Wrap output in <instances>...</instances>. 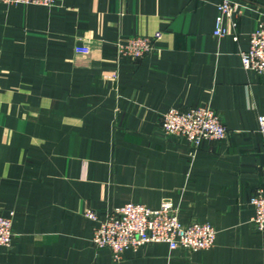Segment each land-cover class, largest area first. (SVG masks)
I'll use <instances>...</instances> for the list:
<instances>
[{
	"label": "crops",
	"instance_id": "1",
	"mask_svg": "<svg viewBox=\"0 0 264 264\" xmlns=\"http://www.w3.org/2000/svg\"><path fill=\"white\" fill-rule=\"evenodd\" d=\"M222 0L0 1V212H13L1 264H264L252 196L264 187V73L241 51L264 21V0L214 34ZM162 36L140 58L117 52L136 34ZM78 44L91 53L76 52ZM211 104L228 128L197 150L166 134L162 115ZM170 199L183 223L209 222L213 247L165 242L114 263L96 222L127 202Z\"/></svg>",
	"mask_w": 264,
	"mask_h": 264
},
{
	"label": "built area",
	"instance_id": "2",
	"mask_svg": "<svg viewBox=\"0 0 264 264\" xmlns=\"http://www.w3.org/2000/svg\"><path fill=\"white\" fill-rule=\"evenodd\" d=\"M6 4H42L53 5L60 0H0ZM243 5L235 0H222L218 6V15L214 34L218 37L227 34L226 21L235 26V16L242 11ZM161 31L150 35L136 34L127 42L118 43L119 54L140 58L150 52ZM76 52L91 53V46L78 44ZM243 67L264 73V21L259 22L250 35V45L241 51ZM260 130L264 132V116H259ZM161 126L166 134L185 138L193 150H197L205 140H223L228 128L220 114L211 104L191 107L187 110L170 108L161 118ZM255 206L253 224L258 230H264V187L259 188L251 198ZM13 212H0V246L10 248L14 236ZM84 215L95 221L93 241L99 248L112 251L114 263L122 260L123 252L128 248L165 242L171 249L185 248L190 251L206 250L214 246L216 229L209 222L192 221L183 223L179 218L178 207L170 199L162 201L158 208H151L140 202H127L113 208L104 216L96 210L87 209ZM1 264V263H0Z\"/></svg>",
	"mask_w": 264,
	"mask_h": 264
}]
</instances>
